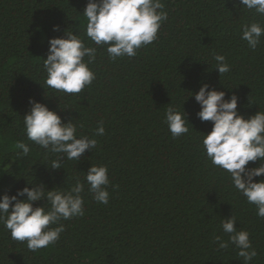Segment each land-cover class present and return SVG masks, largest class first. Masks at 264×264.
<instances>
[{"label": "trees", "instance_id": "obj_1", "mask_svg": "<svg viewBox=\"0 0 264 264\" xmlns=\"http://www.w3.org/2000/svg\"><path fill=\"white\" fill-rule=\"evenodd\" d=\"M161 3L168 18L152 44L115 61L97 48L89 65L95 80L80 94L65 95L45 85L42 60L49 39L66 38L67 31L96 47L85 34L87 0H0V195L40 184L67 190L77 178L84 182L91 165L106 166L110 181L107 205L85 183L84 215L61 221L65 231L48 248L29 251L0 223V264H243L234 245L217 251L214 243L216 236L228 240L220 225L231 215L257 251L250 264H264V218L206 157L201 134L211 131V122L197 118L200 108L189 93L208 84L224 91L225 100L237 96L245 119L264 112V36L255 50L241 39V25L264 26V16L241 10L238 0ZM215 55L225 56L228 73L214 69ZM29 99L62 123L73 121L97 146L79 161H62L59 170L46 167L57 155L27 139ZM169 103L189 124L177 139L165 123ZM100 121L105 133L96 136ZM21 141L30 148L26 157L16 147ZM261 180L264 175L254 178Z\"/></svg>", "mask_w": 264, "mask_h": 264}, {"label": "clouds", "instance_id": "obj_2", "mask_svg": "<svg viewBox=\"0 0 264 264\" xmlns=\"http://www.w3.org/2000/svg\"><path fill=\"white\" fill-rule=\"evenodd\" d=\"M238 2L243 6L241 10L247 9L264 16V0ZM163 8L161 0H87L82 13L86 18L85 34L96 47H87L74 32L67 31L66 38L49 39L47 58L42 60L46 73L45 85L65 95L80 94L95 80L89 65L96 59L97 48L106 49L109 59L113 61L124 56L135 57L140 48L157 39L162 23L168 18ZM58 30V26H53V31ZM262 36L264 26L259 22L241 25V39L247 42L250 50L257 48ZM213 58L216 62L214 69L220 76L230 71L225 56L215 55ZM189 93L200 108L196 113L197 118L201 122H211V131L206 135L200 133L206 157L213 166L230 176L233 187L256 207L257 216L264 218V180L254 182L255 177L264 175V112L257 111L245 119L237 111V96L232 95L225 100L224 91L210 89L208 84L202 85L194 94ZM29 104V111L23 117L27 139L46 153L57 155L46 167L59 170L62 161H79L86 151L91 152L97 146L96 139L78 134V126L73 121L62 123L61 117L47 106L31 99ZM165 123L173 139L189 132L186 114L171 103L165 111ZM104 133L103 121H100L94 135L103 136ZM16 147L22 150L19 154L22 157L30 152L28 144L22 141L17 142ZM249 162H259V166L248 168ZM85 183L96 202L108 204V169L106 166L91 165L84 174V182L77 178L67 190L62 187L46 190L40 184L31 188L25 186L12 196L0 195V223L13 240L26 242L29 251L48 248L65 231L61 221L84 215V198L81 194ZM21 197H26V200L19 199ZM41 201L44 203L40 206H33ZM45 203L48 207H45ZM220 227L228 235V240L214 237V243L218 244L217 251L234 245L243 264H250L257 251L252 246L249 233L237 231L236 217L233 215L221 219Z\"/></svg>", "mask_w": 264, "mask_h": 264}]
</instances>
